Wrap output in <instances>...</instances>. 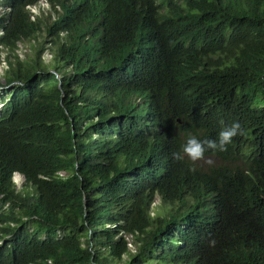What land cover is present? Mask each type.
I'll use <instances>...</instances> for the list:
<instances>
[{"label": "trees", "instance_id": "trees-1", "mask_svg": "<svg viewBox=\"0 0 264 264\" xmlns=\"http://www.w3.org/2000/svg\"><path fill=\"white\" fill-rule=\"evenodd\" d=\"M1 56L0 264H264V0H0Z\"/></svg>", "mask_w": 264, "mask_h": 264}, {"label": "clouds", "instance_id": "clouds-1", "mask_svg": "<svg viewBox=\"0 0 264 264\" xmlns=\"http://www.w3.org/2000/svg\"><path fill=\"white\" fill-rule=\"evenodd\" d=\"M46 3L47 2L44 1L42 4L45 5ZM238 122L239 121H235L231 126L223 128L218 135V140L201 141L195 136H189L186 143L181 146V150L173 153V159L183 160L187 157L193 164H195L196 162L205 160L206 149H210L213 152L227 151V146L232 143L233 138L238 135H243V129ZM210 162L211 161H209V163ZM10 180L12 186L17 192H21L25 189L26 176L22 172H14L11 175Z\"/></svg>", "mask_w": 264, "mask_h": 264}, {"label": "rangeland", "instance_id": "rangeland-1", "mask_svg": "<svg viewBox=\"0 0 264 264\" xmlns=\"http://www.w3.org/2000/svg\"><path fill=\"white\" fill-rule=\"evenodd\" d=\"M42 9L45 10V11H49V10H51V6L50 5H44V4H42ZM33 12L35 14H39L41 12V9L39 7H35L33 9ZM28 46H29L28 43H22V44H20L19 45L20 52L26 51L28 49ZM6 68H7V63H6L5 56H1V58H0V77L2 76V74H3V72L5 71ZM0 91H2V90H0ZM5 96H6V94L3 95L2 93H0V107H1L2 99ZM155 204H156V206L153 207L154 213H156L157 211H159V208L162 207V202H160L159 199L156 200V203Z\"/></svg>", "mask_w": 264, "mask_h": 264}]
</instances>
